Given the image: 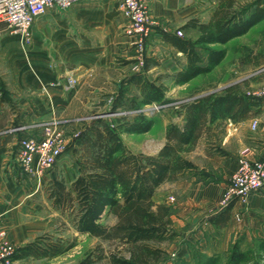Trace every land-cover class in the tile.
<instances>
[{
	"label": "crops",
	"instance_id": "crops-1",
	"mask_svg": "<svg viewBox=\"0 0 264 264\" xmlns=\"http://www.w3.org/2000/svg\"><path fill=\"white\" fill-rule=\"evenodd\" d=\"M219 1L149 0L148 7L151 19L158 24L180 29L191 19L201 24L207 22ZM233 1V8L239 9L240 1ZM256 1L264 8V0H251L252 6ZM68 14L72 21L69 29L54 19L40 27H31L30 39H34L38 32L44 34L54 27L63 28L70 40L63 52L40 53L33 45L29 53L22 55L18 52L19 36L6 34L0 38V221L4 224L7 240L16 248L32 242L49 226L48 217L40 213V208L13 177L16 166L12 163H15L18 138L38 135L46 120L75 121L77 113L96 96L108 93L134 74L128 73L130 61L135 58L131 54L134 40L127 34V22L119 9V0L76 2L70 6ZM188 29L189 38L197 39V30ZM164 33L176 34L170 30ZM154 38H161L168 46L164 54H158ZM154 38L148 39L146 47L148 54L157 59V64L173 63L170 55L173 56L174 51L186 62L182 53L165 42L161 32ZM221 48L226 49L225 45ZM244 48L250 57H258L259 65H245L247 73L223 84L218 90L198 92L194 98L207 93L218 94L233 85H237L239 92L246 97L257 95L264 87V45L246 44ZM227 56L228 52L224 59ZM67 78L75 80L70 89L64 85ZM253 122L257 124L255 129L252 128ZM18 127L21 128L18 132H9ZM263 127V99L255 102L248 116L241 121L232 123L224 119L214 123L197 142L198 164L189 156L192 151L184 154L186 161L198 166L199 174L186 172L174 182H164L156 190L153 201L171 207L170 227L177 239L187 238L204 247L203 228L208 219L215 231L225 230L230 236H235L238 229L263 225L264 187L251 195L246 206L234 202L229 220L222 229L212 223L221 210L222 193L238 168V160L264 162ZM170 198L174 199L173 202H169Z\"/></svg>",
	"mask_w": 264,
	"mask_h": 264
},
{
	"label": "trees",
	"instance_id": "trees-1",
	"mask_svg": "<svg viewBox=\"0 0 264 264\" xmlns=\"http://www.w3.org/2000/svg\"><path fill=\"white\" fill-rule=\"evenodd\" d=\"M233 0H220L215 12L205 23L189 20L180 30L196 29L197 39L167 35L161 32L166 43L186 58L183 69L172 78L174 85H186L192 79L210 74L224 60V46L233 39L245 36L254 26L264 20V8L256 1L255 9L243 17L236 12ZM217 47V48H216ZM246 53L241 63L258 66V57L249 59ZM149 64L143 65L141 73H134L121 82V90L112 97L113 113H126L110 124L105 118L95 119L78 136L79 158L77 177L67 187L63 181H52L46 190L47 201L61 215L70 217V224L77 236L98 238L103 242L128 247L129 262L119 261L113 254L105 256L98 248L83 255L77 264H101L109 258L111 264H145L148 259L158 261L163 252L152 245L164 243L175 236L170 225L171 207L156 204L153 195L164 182H174L186 172L194 170L184 154L195 148L199 138L214 123L229 119L232 123L248 116L256 96L246 97L233 85L221 92L207 93L179 106L180 124L169 123L164 131V144L154 155L132 153L120 138L127 135L147 134L155 123L153 117L142 111L150 105L165 102V87L145 77ZM136 95L126 96L128 88ZM232 204L222 207L212 219L217 229L229 220ZM108 217L113 218L106 224ZM39 236L35 241L21 246L13 259H52L65 255L75 248V241L50 240ZM50 240V241H49ZM234 256V255H233ZM235 261L242 254L235 255Z\"/></svg>",
	"mask_w": 264,
	"mask_h": 264
},
{
	"label": "rangeland",
	"instance_id": "rangeland-1",
	"mask_svg": "<svg viewBox=\"0 0 264 264\" xmlns=\"http://www.w3.org/2000/svg\"><path fill=\"white\" fill-rule=\"evenodd\" d=\"M84 1V0H81ZM240 4L236 12H242L243 17L249 15L251 11L255 9L252 6L251 0H239ZM80 2V1H78ZM76 3V2H75ZM250 3V4H249ZM74 4V3H73ZM70 9V8H69ZM68 10L63 12L58 10H49L40 16L33 25L40 27L47 21L54 19L55 22L59 21L65 29L72 27V21L69 18ZM150 31L145 38V46L142 50H138L137 46H131V54L133 58L128 66L129 72L141 73L143 71V65L149 64V70L146 71L145 77L150 81H155L157 84H162L165 89L166 100L161 105H150L144 107L142 111L146 112L150 117H153L155 123L153 128L143 135H127L125 133L120 134L121 140L126 147L132 153H141L143 155H154L157 149L164 142L165 127L169 123L180 124L182 118L178 115L179 106L185 104L194 99V95L198 92L206 89L218 90L223 84L232 82L242 74L247 73L248 68L241 63L242 56L246 54L244 46L246 44L264 45V21L256 28L251 29L245 36L236 38L225 45L228 52L227 59H224L218 67L210 74L197 77L195 80H191L186 85H174L172 78L175 73L183 69L186 62L184 57H177L176 51L173 56L170 55V59L173 63H160L157 64L156 58L151 57L147 50V41L149 38L153 39L154 35H159L160 32L170 30L172 33H176L179 27L169 29L167 26L158 24L155 20H149ZM0 25V29H2ZM181 31V30H180ZM6 34H3L4 36ZM189 35V29L187 31L182 30L181 36L186 37ZM189 38V36H188ZM157 42L154 46L158 49V54H164L166 47L162 42V39L154 38ZM68 36L66 37L65 30L61 27H54L47 33L38 32L35 34L34 39H30V44L18 43L19 53L26 55L30 52L33 45L40 53L44 52H63L65 44L69 42ZM220 47L221 46H217ZM216 47V48H217ZM16 52V51H15ZM15 52H11L12 55ZM254 59V57H249ZM121 83H118L115 88L107 93H103L96 96L93 101H90L88 106L78 112L75 117V121L65 122L56 120H46V123L41 125V131L46 127L56 128L62 131L67 148L62 154L60 159L48 169L47 172H41L37 176L31 177L22 173L16 163H12L16 166L13 169L15 180L21 185L25 193L30 195V200L37 204L40 208V213L48 217V229L41 231L35 239L39 236H48L50 240L54 241L60 239L65 242L75 241V248L65 253V255L57 258L48 259H32L26 258L19 261L18 264H77L84 254L93 251L98 248L99 252L102 251L105 256L110 253L115 255L119 261H129V249L128 247H120L116 243H107L99 240L98 238H89L86 236H77L74 229L70 224V217L68 215H61L59 211L55 210L50 201H47L46 190L48 185L52 181H63L64 184L69 187V184L77 177V159L79 158V143L78 136L84 132L87 127L92 124L95 119H106L110 124H114V121L119 116L126 113L127 116H132L137 110L127 112L113 113L110 106L112 97H114L121 90ZM136 95L135 89L128 88L126 96L132 98ZM196 148V149H195ZM192 149L189 156L193 157V160L198 164L197 146ZM194 174H199V168L193 165ZM170 202V199H169ZM222 209V207L220 208ZM113 222L112 217H108L106 224ZM177 235L164 243L158 245H152L159 248L163 254L158 261L148 259L145 264H264V223L263 225L256 226L255 228H247L244 230H237L235 236H230L225 230L215 231L208 219L206 225L203 228V240L204 247L200 246L198 242H191L187 238L179 240ZM49 240V241H50ZM35 241V240H33ZM19 248H17L18 250ZM238 253L242 254V259L235 261ZM234 255V256H233ZM101 264H111L110 259H104Z\"/></svg>",
	"mask_w": 264,
	"mask_h": 264
},
{
	"label": "built area",
	"instance_id": "built-area-1",
	"mask_svg": "<svg viewBox=\"0 0 264 264\" xmlns=\"http://www.w3.org/2000/svg\"><path fill=\"white\" fill-rule=\"evenodd\" d=\"M81 0H0V38L3 34L19 36L21 42L30 44L31 27L34 22L49 10L65 11L73 3ZM149 0H119V9L127 22V34L133 37V45L138 50L145 46V38L150 31ZM181 36V31L176 32ZM75 80L66 79L65 88L74 86ZM264 100V87L255 95ZM252 128H257L253 122ZM264 128V127H263ZM21 128H12L10 133ZM67 148L62 131L46 127L38 135L21 136L16 141L15 163L18 169L31 177L47 172L57 162ZM236 172L228 180L222 193L219 207L234 202L243 206L249 203L252 194L264 187V162L238 160ZM170 198V202H173ZM17 248L6 238L4 224L0 221V264H18L13 259Z\"/></svg>",
	"mask_w": 264,
	"mask_h": 264
}]
</instances>
